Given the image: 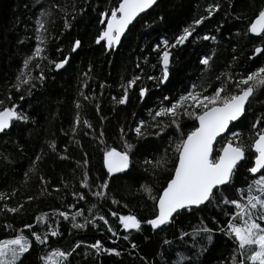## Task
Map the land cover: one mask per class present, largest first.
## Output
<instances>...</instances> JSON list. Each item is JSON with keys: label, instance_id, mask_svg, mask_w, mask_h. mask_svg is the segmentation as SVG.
I'll return each mask as SVG.
<instances>
[{"label": "trees", "instance_id": "trees-1", "mask_svg": "<svg viewBox=\"0 0 264 264\" xmlns=\"http://www.w3.org/2000/svg\"><path fill=\"white\" fill-rule=\"evenodd\" d=\"M118 2L0 0V100L4 101V106L17 105V110L29 118L14 120L10 128L0 133V192L11 193L15 189L16 195L8 201L9 206L23 204L16 214L0 212V240L13 238L20 232L33 240V247L21 258L22 264H44L42 257L54 250L72 252L67 264H177V261L180 264H231L233 254L238 255L237 245L220 229L226 224V214L235 209L223 206L221 198L242 199L243 194L237 190H245L255 178L248 171L254 157L250 146L256 138L252 125L264 114V89L251 98L244 118L235 126L230 124L218 139L222 144L229 134L231 139L233 133H237L238 139L233 143L247 146L246 157L239 163L232 182L234 187L218 191L206 206L183 210L171 225L159 230L144 223L140 230H125L118 217L111 213H132L142 221L153 218L154 201L150 195L158 196L170 178L181 134L186 137L197 126L193 118L181 114L179 131L170 126L166 133L157 136L158 129L149 124L144 128V136L137 137L135 127L141 120L151 121L149 111L157 108L163 96L178 97L193 83L219 86L216 77L221 73L231 72L239 79L240 75L264 66V54L253 55L255 47H264V36L248 32L250 21L264 8V0H215L220 3V10L197 26L184 45L171 50V76L160 88L147 79L160 75L155 46L160 44L162 48L163 39L171 42L194 19L206 15L205 9L213 0H158L157 5L133 22L115 50L106 51L103 43H96V38L104 28L102 14H110ZM53 3L66 9L71 27L64 28L62 12L57 11L50 18L43 53L48 59L30 65L31 74L36 77L40 69L35 68V63H40L46 79L43 83L34 81L36 87L30 95L27 89L18 92L12 86L23 70L24 59L36 46L35 21L39 13ZM205 35L215 36L216 40H203ZM76 40L81 41V47L72 52ZM213 52L211 68H206L200 60ZM65 56L70 57L69 63L63 69L54 70L49 61H59ZM134 76H141V80L129 90L127 103H117L124 94L121 85ZM140 87L150 90L143 99L139 96ZM211 91L210 88L209 93ZM229 91H235L234 85ZM77 114L92 127L83 123L76 126ZM163 123L170 121L163 118ZM257 127L264 128V124ZM125 140L134 145L132 167L126 175L116 173L108 178L103 152L106 147L125 150ZM50 142L55 143V149L49 147ZM219 150L214 147V154ZM37 155L43 158L36 162L37 170L30 172ZM62 156L67 159H61ZM84 160H87L86 165ZM145 160L151 163L145 164ZM157 161H161V166H155ZM84 171L91 182L89 188H83L80 183ZM41 176L47 184L42 183ZM105 179H109L107 196H93ZM143 186L151 189L150 195ZM73 193H84L85 199L78 200ZM28 196L35 198L28 201ZM113 199L117 203H112ZM2 205L0 201V207ZM77 210H83L84 215L76 217L75 223L84 224L86 218L89 221L84 228L73 227L71 214ZM64 211L69 212L68 219L53 214ZM42 213H48V217L37 222L36 217ZM99 216H104L108 225L99 220ZM26 224L32 228H25ZM202 227L213 231H195ZM50 228L59 234L52 236ZM32 231L41 235L48 233L47 242L35 243ZM98 240L104 248H116L120 255L97 253L90 245ZM78 242L80 247L76 248ZM132 244L136 245L135 249ZM181 257L186 259L181 260Z\"/></svg>", "mask_w": 264, "mask_h": 264}, {"label": "snow or ice", "instance_id": "snow-or-ice-1", "mask_svg": "<svg viewBox=\"0 0 264 264\" xmlns=\"http://www.w3.org/2000/svg\"><path fill=\"white\" fill-rule=\"evenodd\" d=\"M157 4L158 0H119L118 6L111 8L110 15L107 12L102 14L104 19L101 20V23L104 24L106 22V27L96 43L99 44L101 40H105L109 48L119 45L122 37L136 18ZM220 8V3L213 0V3H210L205 9L206 15H201L198 19H194L171 42L168 39H163L162 48L160 44H157L154 50L159 54L160 75L148 76L147 79L154 81L157 88L165 85L171 76V50L184 45L193 36L196 27L211 18ZM57 11L64 13L62 17L64 28L68 29L71 27L67 11L59 3H53L48 9L39 13V18L35 21L36 46L32 54L24 59L23 70L17 75L16 83L12 86L18 92L27 89L30 95L31 90L36 87L34 81L38 80L43 83L46 79L40 63H35V68L40 69V73L36 77L32 76L30 65L37 60L48 59L43 55L47 46L46 25ZM248 32L258 37L264 36V8L250 21ZM202 39L216 40V37L205 35ZM79 47H81V41L76 40L72 46V52H75ZM57 51L61 50L57 49ZM256 54H264V47H255L253 55L255 56ZM214 55L215 52L212 55L203 56L200 63L206 68H211V61ZM69 61L70 57L65 56L59 61L51 60L49 63L55 70H60ZM152 67L155 68L156 65ZM89 71H91V66H89ZM84 75L87 77L88 73ZM140 80L141 76H134L126 84H122L121 88L124 94L117 103H127L129 90L135 87ZM216 81L219 86L208 83L207 87H205L203 82L199 85L193 83L186 91L180 93L178 97L163 96L157 108L154 111H149L151 121L145 122L141 120L135 127L134 131L137 137L144 136V128L149 126V124L158 129L155 135L159 136L161 133H166L170 126H174L179 131L181 125L178 118L181 114L198 122V126L188 132L186 137L181 134V139L175 148L177 162L171 170L170 178L166 181V187H163L160 194L152 197L150 195L151 189L143 186L144 190L149 193L150 198L154 201L153 218L142 221L132 213L127 215H119L117 212L111 213L112 216L118 217L120 224L125 230H140L142 223L151 226L153 230L162 229V227L171 225L175 217L180 215L183 210H191L193 207L199 209L202 205L206 206L213 201L218 191L227 187H234L232 182L239 163L246 157L247 146L242 143H233V140L238 139L237 133H233L232 138L221 147L218 154H214V145L217 142V138L221 137L229 129L230 124L235 126L244 118L247 111L246 106L250 104L251 98L256 95L257 91L264 89V66L240 75L239 79H236L231 72H224L216 77ZM232 85H234L235 91L230 92L229 87ZM210 88L212 89L211 93H209ZM149 91L147 87H140V98L143 99ZM81 94L83 95V93ZM8 98L11 99V93H9ZM20 99L23 100L24 96L21 95ZM163 118H168L170 123H163ZM28 119L27 115L17 110V105L4 106V101L0 100V133L10 128L14 120L27 121ZM81 123L89 128L92 127L89 121H81L79 114H77L75 125L79 126ZM260 124H264V114L257 117L256 123L252 125L256 138L250 146L254 150V165L248 171L254 175L259 174L258 178L248 184L246 192L243 189L237 190L243 194L242 199L230 200L226 196L221 198L223 206H233L235 209L233 213L226 214L228 219L224 227L220 229L221 232L232 237L237 245L238 255L233 254L231 264H264V128H258L257 126ZM72 130L75 132L76 127L74 126ZM121 132L123 133V129H121ZM100 135L102 137L103 132ZM49 147L55 149L56 145L54 142H50ZM133 148L134 145L129 144L126 140L124 141L125 150L123 151H118L115 147H106L103 152V165L107 170L106 175L108 178H113L116 173H124L125 175L128 173L132 167L131 156ZM42 158V155L35 157V161L29 169L30 172L37 170L36 162L41 161ZM61 159H67V157L62 156ZM149 163L151 162L145 160V164ZM84 164H87V160H84ZM155 166H161V161H157ZM27 175L28 173H25V176ZM40 179L42 183L47 184V181L42 176ZM80 183L83 188L90 187L91 182L87 171L82 173ZM97 187L99 190L93 192L92 195L106 197L109 179H105ZM44 192H46V188L43 189L42 194ZM15 195V189L11 193L0 192V201H3L0 212L16 214L23 208V204L9 206L8 201ZM73 195L78 200L85 199L84 193H73ZM34 198L33 196H28L27 200L31 201ZM112 203H117V201L113 199ZM71 207H75V205ZM92 207L95 208V205ZM53 214H58L64 219L69 218V212L67 211L54 212ZM83 215V210H77L71 214V219L74 221L73 227L84 228L87 225L89 222L87 218L84 224L75 223L76 217ZM47 217L48 213H42L36 217V220L40 222ZM99 220L108 225V221L104 216H99ZM92 222H95V217ZM24 227L31 229L32 225L26 224ZM49 231L52 236L59 234L58 231L51 228ZM108 231H113L110 225ZM195 231L211 233L213 230L202 227ZM31 237L34 238L35 243L43 245L48 240V233L41 235L32 231ZM127 238L125 237V239ZM208 239L211 241L212 236L209 235ZM32 247L33 240L25 236L23 232L16 234L13 238L0 240V264H22L21 258ZM79 247L80 244L78 242L76 248ZM90 247L97 253L104 251L117 256L120 255L116 248H104L99 240L90 245ZM132 248L135 249L136 245L132 244ZM74 251L75 248L73 249ZM71 255L72 252L54 250L49 256L42 257V260L44 264H53L52 256H55L57 258L55 264H67L68 257ZM183 259L186 258L181 257V260ZM177 264H180V261H177Z\"/></svg>", "mask_w": 264, "mask_h": 264}, {"label": "water", "instance_id": "water-1", "mask_svg": "<svg viewBox=\"0 0 264 264\" xmlns=\"http://www.w3.org/2000/svg\"><path fill=\"white\" fill-rule=\"evenodd\" d=\"M118 4H119V3H118ZM117 6H118V5H117ZM148 10H149V9H148ZM148 10H146V12H147ZM146 12H145V13H146ZM142 14H144V13H141L139 16H141ZM139 16H138V17H139ZM138 17H137V18H138ZM102 18H104V17L102 16ZM137 18H136V19H137ZM105 27H106V22H105L104 29H105ZM102 32H103V31H102ZM102 32H101V33H102ZM101 33H100V34H101ZM250 34H251V33H250ZM251 35L255 36L254 34H251ZM97 39H98V38H97ZM97 39H96V41H97ZM101 41H103L104 46H105V48H106L107 51H108L110 48L107 46V42H106L105 40H101ZM101 41H100V42H101ZM117 47H118V45L113 46L112 49L115 50ZM256 55H257V54H256ZM54 70H55V69H54ZM196 124H197V126H198V122H197V121H196ZM226 131H227V130H226ZM225 133H226V132H225ZM223 134H224V133H223ZM223 134H222V135H223ZM218 138H219V137H218ZM218 138H217V139H218ZM227 142H228V141H227ZM227 142H225V143H227ZM253 143H254V141H253ZM251 149H252V148H251ZM118 151H119V150H118ZM252 151L254 152L253 149H252ZM176 162H177V160H176ZM253 165H254V158H253V161H252V165H251V167H252ZM251 167H250V168H251ZM250 168H249V169H250ZM249 173H250V172H249ZM250 175L255 176V175H257V174L254 175V174H251V173H250ZM164 187H166V185H165ZM161 191H162V190H161ZM150 227H151V226H150Z\"/></svg>", "mask_w": 264, "mask_h": 264}, {"label": "rangeland", "instance_id": "rangeland-1", "mask_svg": "<svg viewBox=\"0 0 264 264\" xmlns=\"http://www.w3.org/2000/svg\"><path fill=\"white\" fill-rule=\"evenodd\" d=\"M103 19H104V18H103ZM104 26H105V24H104ZM103 30H104V28H103ZM103 30H102V31H103ZM102 31H101V32H102ZM99 36H100V34H99ZM122 38H123V37H122ZM100 43H103V41H101ZM97 44H98V43H97ZM103 44H104V43H103ZM110 50H112V49L110 48L108 51H110ZM223 135H224V134H223ZM223 135H222V136H223ZM222 136H221V137H222ZM229 136L231 137V134L228 135V137H227V139H225V141H228V140L230 139ZM223 143H224V142H223ZM223 143L220 144V142L217 140V142L215 143L214 147H217V148H220V149H221V147L224 145ZM253 158H254V157H253ZM252 161H253V160H252ZM257 178H258V175H256L255 178H253V179L250 181V183H251L254 179H257ZM250 183H249V184H250ZM246 189H247V188H246ZM246 189H245V192H246ZM52 260H53V264H55V261L57 260V258H56L55 256H53V257H52Z\"/></svg>", "mask_w": 264, "mask_h": 264}]
</instances>
